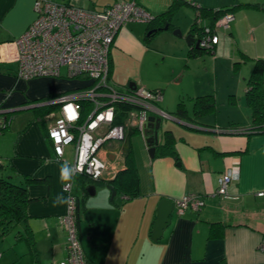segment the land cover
I'll return each mask as SVG.
<instances>
[{
	"label": "crops",
	"instance_id": "0c3cea01",
	"mask_svg": "<svg viewBox=\"0 0 264 264\" xmlns=\"http://www.w3.org/2000/svg\"><path fill=\"white\" fill-rule=\"evenodd\" d=\"M55 1L102 10L116 0ZM135 1L156 16L173 0ZM183 1L202 8L232 7L231 27L227 34L218 37L213 55L193 58L188 56L190 46L182 39L189 33L194 17L193 6L177 8L171 19L173 29H163L148 39V24L143 22H128L116 34L110 48V79L115 88L125 91L129 85H141L150 90L160 89L163 93L162 104H158L160 109L174 116L176 105L184 99L191 119L174 116L175 120H169L165 127L161 124L159 139L166 130L174 135L175 158H150L142 137H137L134 146L132 133L127 135H131L139 175V193L134 198L125 199L126 196L118 194L112 200L109 189L98 183H94V194L89 195L87 187L93 185L92 182L84 179V189L72 175L74 193L81 199L78 236L87 264H264V251L259 249L264 238V198L256 195L264 190V132H242L252 124L251 110L245 100L247 79L254 61L264 59V0ZM34 18V0H0V78L16 73L17 64L11 61L12 41ZM176 28L180 29L182 37L173 34ZM221 55L233 57L234 62H239L240 69L237 78L231 77L235 82H224L217 95L216 77ZM181 61L183 65H180ZM229 67L230 62L225 61L228 74ZM171 84L177 87L174 93L167 95L166 89ZM79 87H72L69 91ZM1 90L5 92L4 88ZM65 92L68 91L63 90L60 94ZM207 94H213L215 101L220 100L223 111L219 109L215 115L216 111L197 117L192 111L194 98ZM25 103L8 109H2L0 104V109H15ZM53 110L54 113L41 118L38 115L36 120L44 139L32 130L35 145L28 151L24 150L23 137L32 118L22 113L29 109L0 116L10 115L9 127L0 133V137L9 132L16 134L14 140L10 139V146H0V157L4 155L8 159L11 168L8 173L16 174L15 184L26 187L29 197L26 213L36 247L37 264H55L66 255L65 233L58 217L67 207V196L62 187L68 181L61 182V172L54 174L50 167H43L44 160L56 159L47 137L48 128L57 116V107ZM229 127L237 129L230 131ZM65 159L72 160L69 148L65 151ZM108 159L110 172L106 177L111 178V171L122 167L123 155H110ZM59 162L67 165L65 161ZM54 165L58 166L57 163ZM0 168H4L3 162ZM227 170L234 171L235 176L227 194L222 196L217 194L218 178ZM0 177L14 183L10 176ZM26 177L35 181L28 182ZM185 194L203 196L204 208L183 215L173 210L162 237L153 241L151 232L159 201L167 198L174 202ZM58 196L65 198V202L54 203ZM212 230L219 235L212 237ZM19 242H24L27 248V252L21 255H27V242L15 239V244ZM27 264H32L31 257Z\"/></svg>",
	"mask_w": 264,
	"mask_h": 264
},
{
	"label": "built area",
	"instance_id": "2783aa9c",
	"mask_svg": "<svg viewBox=\"0 0 264 264\" xmlns=\"http://www.w3.org/2000/svg\"><path fill=\"white\" fill-rule=\"evenodd\" d=\"M34 13L28 28L12 41L15 74L25 79L60 76L65 66L69 77L91 79L90 84L50 100L57 107V116L48 128L47 137L56 159L65 161L73 176L83 175L97 182L110 172L108 157L122 154L120 144L129 133L139 134L148 147L144 133L148 117L169 116L158 106L163 99L162 90L133 85L120 91L110 79V48L118 31L131 21L148 23L153 16L135 0H116L102 10L55 0H34ZM232 20L233 13L226 11L210 27L198 17L197 26H203L198 46L214 47L218 42L217 32L229 30ZM67 148L71 149V161L65 159ZM111 173L114 175L116 169ZM234 176L232 170L220 175L217 194H227ZM73 183L63 185L67 207L58 222L65 233L66 255L55 264H87L78 236ZM256 195L264 198V190ZM173 204L175 212L183 215L201 211L205 200L198 194H185ZM259 249L264 251V238Z\"/></svg>",
	"mask_w": 264,
	"mask_h": 264
},
{
	"label": "trees",
	"instance_id": "16d2710c",
	"mask_svg": "<svg viewBox=\"0 0 264 264\" xmlns=\"http://www.w3.org/2000/svg\"><path fill=\"white\" fill-rule=\"evenodd\" d=\"M189 5L193 6L194 17L189 30L192 36L199 40L203 34V26H197L198 17L202 19L207 25L213 27L215 21L221 17L226 11H232V7H224L220 9L202 8L196 6L189 1L173 0L170 6L160 14L153 16L148 22V30L146 39L153 36L155 33L163 30L165 26L172 30L173 25L171 19L177 8ZM215 52L212 48H196L194 45L190 46L188 56L198 57L201 55H213ZM239 66V62H234V68ZM157 90V89H154ZM233 100V99H232ZM245 100L251 110V126L248 129H243L242 132L247 134H255L264 132V59L259 58L254 61L253 68L247 79V88L245 93ZM55 105H44L39 108L38 115L40 118L53 111ZM216 109L215 99L213 94L196 96L194 98L193 113L195 116L213 113ZM179 119H191V115L186 107L184 99H180L172 113ZM10 115H5L0 118L3 119V124L0 125V133H3L9 127ZM42 120V119H41ZM230 131L236 130V127H229ZM135 133H132L134 135ZM131 136V135H129ZM126 136L120 145L123 155V165L111 178H101L96 183L105 185L110 191V198L113 200L118 194L126 196L125 199H131L139 193V175L136 168V163L133 156L130 137ZM163 137V138H162ZM161 139L154 143L155 157L163 156H177L174 148L175 138L170 130L164 131ZM78 181L79 186L85 189L84 179L88 177L83 175L73 176ZM26 181H35L31 177H26ZM91 181V180H90ZM84 194H86L84 192ZM29 201L26 187L20 184H15L8 178L0 177V239L11 230H15L16 241L24 240L28 244V254L32 258V264H37V252L35 243L32 237V232L28 224L29 216L26 213V204ZM81 206V199L77 196V210L76 220L79 222V213ZM214 231L216 229H213ZM211 232L212 237H217L218 232Z\"/></svg>",
	"mask_w": 264,
	"mask_h": 264
},
{
	"label": "rangeland",
	"instance_id": "374dc122",
	"mask_svg": "<svg viewBox=\"0 0 264 264\" xmlns=\"http://www.w3.org/2000/svg\"><path fill=\"white\" fill-rule=\"evenodd\" d=\"M181 22L183 23L184 21L182 20ZM189 25H190V23H189ZM227 33H228V31H224L221 29L218 32V37L221 38V35H224ZM184 36L182 39L184 42H186L184 39ZM225 56H227V55H221V57L218 58L220 65H218V67H217V77H216V83L217 84L216 85L218 86V90H219L217 95H219L220 89H222L224 82L227 83L228 80L235 82V80H234L235 78H231V77H236V75L238 74V71L240 69V66H238L237 68H233L234 67L233 57L229 58V57H225ZM209 57H211V56H209ZM225 61H227V63L230 62V67H229L230 73L229 74L226 73L225 68H224V62ZM172 64H174V63H172ZM181 64L183 65L182 61L180 62V65ZM184 79H185V77H184ZM90 83H91L90 78L83 79L81 76L69 77L67 68L65 66H63L61 68L60 76H36L33 78L25 79V78L18 77L15 73H12L10 75H2L0 78V104H1V108L2 109H8L11 107H15L24 101L26 102L25 105L44 103V102L56 99L58 97V95L60 94V92L63 90L69 91V89H71L72 87L85 86V85H88ZM4 85H6V87H4ZM176 87L177 86H175L174 84L168 85V87L166 89L167 95L174 93ZM2 88H4L5 92H2V90H1ZM50 92H52V93H50ZM213 93L215 94L214 91H213ZM45 95H47L45 98H42V99L39 98V97H43ZM226 96H227L226 98H228V92L226 93ZM34 98H39V99L32 101ZM230 99L232 100L234 98L230 97ZM219 101H220L219 99H217V101H215V103H216L215 111L216 112L214 113V115L217 112H220L219 109H221V105H220ZM160 102L162 104V101H160ZM40 107H42V106L32 108L35 110L29 109L28 112L22 113V114H25L26 116L30 117V119L32 118V121H30V123L28 124V128L26 129V132L24 133L25 135L23 137L24 142H25L24 150H26V151L33 148V146L35 145L34 134L31 132L32 130H35L38 133H40L41 138L44 139L43 134H42V129L36 120L38 118V112H40V110H39ZM31 110L34 111V113H36L37 115L35 116ZM53 111L55 112V110H53ZM221 111H223V110L221 109ZM54 112H52V113H54ZM22 114H20V115H22ZM166 123H170V121L164 119L163 123H162L163 127L166 126ZM159 131H160V129H159ZM13 135H16V134H14V133L10 134V132H9V133L5 134L4 136H1L0 137V146H4V145L8 146V144L10 146L9 141H10V139L11 140L13 139ZM137 137H140V135L134 134L132 136V145H134V146H135ZM12 142H14V141H12ZM143 146H144V143H143ZM133 148H135V147H133ZM57 160L58 159H55V158L52 160L51 159L44 160V162H43L44 166L43 167L44 168L47 166L50 167L51 172H53L54 174H56L57 171L61 172V166L63 164H61ZM0 161H1V163L3 162V164H4V168H0V176L1 175H4V177L10 176L11 180H13L15 183L16 182V178H15L16 174L13 171L12 172L14 175L8 173V171L11 170L10 165L8 164V159L5 158L4 155H2V157H0ZM55 163H57L59 167L54 165ZM69 169H70V167H69ZM70 171H71V169H70ZM71 180H72V178L68 182H70ZM87 180L90 181L89 178H87ZM91 182H92V184L96 183V181H94V180H91ZM17 184H19V183H17ZM36 186H38V184ZM46 187H47V185H46ZM62 189H63V187H62ZM63 191H64V189H63ZM14 234H15V230H11L7 234H5L2 239H0V264H17V263L18 264H27L30 261V257H31L30 255H28V254L27 255H21L22 253L25 254V252H27V248H26L25 243L19 242V243L15 244V235Z\"/></svg>",
	"mask_w": 264,
	"mask_h": 264
},
{
	"label": "water",
	"instance_id": "95a60500",
	"mask_svg": "<svg viewBox=\"0 0 264 264\" xmlns=\"http://www.w3.org/2000/svg\"><path fill=\"white\" fill-rule=\"evenodd\" d=\"M164 29H167V26H165ZM173 34L179 37L183 36L179 28L174 29ZM184 39L189 46L194 45L196 48L199 47L198 46L199 40H196L192 36L191 33L186 34L184 36ZM129 86H133V85H129ZM50 103H51L50 101H47V102L40 103V104L23 105L21 107L10 109V110L0 109V116L6 113H14V112L22 111V110L32 109L38 106L49 105ZM168 115H169L168 118H156L153 115L148 117V123H147L146 129L144 130V133L147 136L148 153H149L150 158H153L155 156L154 143H157V141H159V129L161 127L162 121L164 119L175 120L174 116H171L169 113ZM191 126L194 127L193 125ZM221 132H225V131H219V133ZM94 188H95L94 184L89 185L87 187V191L89 195L94 194ZM173 210H174V204L171 200L167 198H162L159 201L158 206H157V216H156V219L154 220V223L152 226V232H151L152 234L151 239L153 241H158L162 237L163 231L170 224V221H171L170 217L173 214Z\"/></svg>",
	"mask_w": 264,
	"mask_h": 264
},
{
	"label": "clouds",
	"instance_id": "9594fccd",
	"mask_svg": "<svg viewBox=\"0 0 264 264\" xmlns=\"http://www.w3.org/2000/svg\"><path fill=\"white\" fill-rule=\"evenodd\" d=\"M72 172L70 171L67 165L61 166L60 180L61 182L69 181L72 178ZM65 202V198L62 196H58L54 203H63Z\"/></svg>",
	"mask_w": 264,
	"mask_h": 264
}]
</instances>
